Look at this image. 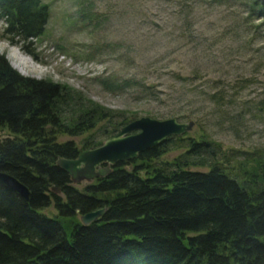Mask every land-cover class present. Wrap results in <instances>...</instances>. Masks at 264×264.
Wrapping results in <instances>:
<instances>
[{
	"label": "trees",
	"instance_id": "trees-1",
	"mask_svg": "<svg viewBox=\"0 0 264 264\" xmlns=\"http://www.w3.org/2000/svg\"><path fill=\"white\" fill-rule=\"evenodd\" d=\"M201 1L184 0L182 7L189 14ZM241 3L246 8V1ZM247 3L249 14L255 11L264 19V0ZM48 16L41 0H0L2 37L27 56H34L33 41L43 35ZM161 31L165 29L157 27L154 34ZM191 43L194 53L199 43ZM176 50H164L160 58L167 85L160 76L104 83L115 90L129 88L135 99L164 107L155 114L160 119L196 122L203 109L221 122L238 116L228 108L246 89V77L238 78L237 88L229 92V83L200 70L184 74L168 69L179 55ZM258 102L264 106V100ZM113 113L66 84L21 75L0 54V128L11 135L0 140V172L29 192L25 201L0 182V264H264L261 154L233 152L242 157V170L231 174L212 140L170 136L134 159L110 165L107 175L77 189L56 159L75 158L81 150L99 146L137 118L126 112L130 114L111 122ZM102 120L103 140L89 135L80 149L71 140H56L60 134L78 136L95 129ZM171 148L179 151L171 161L153 165ZM50 205L55 214L43 213ZM100 208L105 210L96 221L82 225L76 218Z\"/></svg>",
	"mask_w": 264,
	"mask_h": 264
},
{
	"label": "rangeland",
	"instance_id": "rangeland-1",
	"mask_svg": "<svg viewBox=\"0 0 264 264\" xmlns=\"http://www.w3.org/2000/svg\"><path fill=\"white\" fill-rule=\"evenodd\" d=\"M41 1L47 4L49 16L43 35L33 41L34 56L9 46L2 37L0 22V54L5 55L12 68L13 59L8 52L13 47L31 59L30 66H20L25 74L14 68L18 73L66 84L85 99L114 112L111 122L117 121L120 114H130L126 112L160 119L155 114L163 113L164 107L135 99L129 88L115 90L104 82L116 83L133 76L148 81L160 76L167 85L166 68L163 75L159 69L164 63L160 58L164 50L177 49L174 52L179 55L171 58L168 69L184 74L200 70L208 77L229 83L225 86L229 92L237 88L238 78L246 77V89L228 108L231 115L239 113L238 116L221 122L220 117L203 109L202 118L192 120L191 130L184 134L195 139L204 136L218 145L217 157L231 174L241 175L242 170V157L233 152L261 154L264 159V106L258 102L264 100V19L255 11L247 12L249 0H245L246 8L241 0H202L189 14L188 8L182 7L184 0ZM81 10L86 15L77 13ZM157 27L165 31L154 34ZM164 33L166 36H161ZM193 40L199 43L194 53ZM151 62L154 64L149 70ZM245 102L246 107L242 106ZM104 124L102 120L95 129L78 136L60 134L56 140H71L80 149L89 135L103 140L98 128ZM10 136L0 128V140ZM178 152L171 148L153 165L171 161ZM85 184L82 181L75 187L82 189ZM42 212L55 214L51 205Z\"/></svg>",
	"mask_w": 264,
	"mask_h": 264
},
{
	"label": "water",
	"instance_id": "water-1",
	"mask_svg": "<svg viewBox=\"0 0 264 264\" xmlns=\"http://www.w3.org/2000/svg\"><path fill=\"white\" fill-rule=\"evenodd\" d=\"M193 121H176L174 118L156 119L139 116L120 126L116 133L107 137L94 148L81 150L75 158L58 157L55 165L63 170L72 184L88 183L94 178L110 172V165L136 158L137 154L157 146L170 136H179L191 130ZM0 182L14 191L23 200L28 199V189L13 176L0 172ZM54 193L59 189L52 187ZM100 208L79 216V222L86 225L104 212Z\"/></svg>",
	"mask_w": 264,
	"mask_h": 264
},
{
	"label": "bare ground",
	"instance_id": "bare-ground-1",
	"mask_svg": "<svg viewBox=\"0 0 264 264\" xmlns=\"http://www.w3.org/2000/svg\"><path fill=\"white\" fill-rule=\"evenodd\" d=\"M11 54V58L13 59V66L14 68L18 69V71L22 74H25L23 70H21L20 66H30L31 65V59L27 56L21 54L16 48L9 49V52Z\"/></svg>",
	"mask_w": 264,
	"mask_h": 264
}]
</instances>
